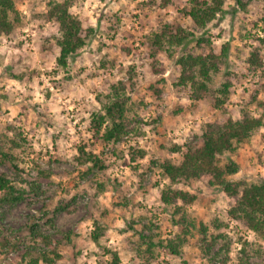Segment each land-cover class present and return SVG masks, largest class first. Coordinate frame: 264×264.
<instances>
[{"label": "rangeland", "instance_id": "374dc122", "mask_svg": "<svg viewBox=\"0 0 264 264\" xmlns=\"http://www.w3.org/2000/svg\"><path fill=\"white\" fill-rule=\"evenodd\" d=\"M47 1L16 0L24 26L13 38L0 36V94L6 96L0 97V132L6 131L10 125L27 139V148L20 156L23 179L36 176L35 170H31L34 163L42 169L48 168L51 174L40 180L41 190L45 193L38 197L26 196L24 201L14 205L0 204V218L5 227L18 230L15 236L23 237L27 235L25 224L31 216L40 215L43 202L68 201L73 213H59L53 217L58 228L54 240H58V250L63 255L58 264L108 263L109 256L88 239L92 216L101 217L106 225L102 242L118 251L122 262L126 263L131 253L128 243L130 232H123L125 219L148 211L149 215L155 216L163 238L177 232V227L169 222V209H165L158 198L161 184L156 185L155 182L160 180V174L151 161L166 157L179 162L186 144H199L196 135L202 124L218 123L227 115L235 119L244 110L256 116L260 113L252 97L257 100L264 98V46L262 71L254 74L243 63L245 55L240 52L238 32L244 26L252 32L259 30L260 36L264 35L260 31L261 22L258 23L260 28L252 29V23L259 22L261 4L251 1L245 10H241L234 0H225L223 11L206 28L217 52L221 43L227 42L229 46L221 73L213 77V85L217 86L226 72L231 74V93L224 105L225 113L214 109L211 100L192 101L186 90L172 85L177 75L174 58L183 52L182 48L175 49L171 56L166 52L159 53L158 64L163 69L160 73H153L149 59L144 57L143 36L156 28L159 22L178 21L187 28L191 27L189 18L180 12L185 0H175L173 5L164 9L157 3L138 4L147 0H84L81 6L78 3L72 6L71 12L81 19L83 26L93 28V32L86 45L69 58L66 74L55 66L58 49L42 48V37L57 32L55 24L34 16L45 8ZM113 13L120 17L115 33L107 28L110 24L106 19ZM123 48H130L129 53ZM103 57L115 60V65L108 69L100 68L99 60ZM132 64L135 85L127 90L131 106L129 115L144 122L155 119L159 122L153 125L155 127H144L142 135L130 134L105 147L94 138L89 125L91 112L99 106L96 94L106 90L112 82L126 80V72ZM12 73L31 75V78L19 82L11 78ZM149 84L161 90L160 98L148 89ZM79 144H85L87 150L99 154L106 169L83 176L81 172L84 169L78 168L73 160ZM173 144L179 145L181 150L169 153ZM128 146L145 151V156L135 162L139 165L137 174L144 173L143 180L128 165ZM121 151V157L111 154ZM228 160L236 162L239 167L230 179L264 181V126L235 152L220 156L219 164L223 165ZM0 170L12 175L5 166H0ZM96 182L102 183L104 190L94 198ZM206 182L207 178L201 177L180 185L198 195V200L187 208L189 214L205 222L218 216L227 223L223 230L233 240L229 252L232 261L240 244L246 241L252 244L253 250L261 248L260 256L252 252L253 261L264 264V239H258L242 223L226 217L228 197ZM43 222L44 219L40 222L42 230L49 232V227ZM68 231L72 234L70 243H66L63 236ZM160 260L154 264L207 263L201 255L197 233L189 237L179 256H170L161 250ZM0 264H21L20 253L0 251Z\"/></svg>", "mask_w": 264, "mask_h": 264}, {"label": "trees", "instance_id": "16d2710c", "mask_svg": "<svg viewBox=\"0 0 264 264\" xmlns=\"http://www.w3.org/2000/svg\"><path fill=\"white\" fill-rule=\"evenodd\" d=\"M83 1L48 0L45 8L34 15L44 22L57 26L56 34L42 37V48L58 49L55 66L64 74L68 73L71 55L86 45L93 32V28L83 26L81 19L71 12L72 6L77 3L81 6ZM251 1L261 4L259 22L252 23V29L260 28L258 23L261 22L260 31L264 33V0H234L241 10H245ZM174 2L175 0H147L138 4L157 3L159 8L164 9ZM224 2L225 0H185L180 12L189 18L190 28L178 21H161L156 28L145 34L141 41L146 50L144 57L149 59L153 73L163 71L158 64L159 53L166 52L171 56L175 49L182 48L183 52L174 58L177 75L172 85L186 90L188 98L192 101L211 100L212 107L221 112L226 111L224 105L231 93L232 82L229 77L231 74L226 72L223 81L217 86L213 85V77L221 73L222 65L227 61L229 46L227 42H223L217 52V46L213 44L206 28L217 14L223 11ZM119 18L118 13L106 18L110 24L109 27L106 24L107 28L114 33ZM21 26H24L23 18L16 0H0V36L13 38ZM241 29L238 32V39L241 42V50H239L245 55L243 60L245 68L254 74L261 72L264 35L260 36L259 30L252 32L244 26H241ZM123 49L127 53L130 51V48ZM114 65L115 60H107L104 57L99 60L100 68L108 69ZM126 74V80L112 82L106 90L96 94L95 99L99 106L91 112L89 125L94 138L103 146L120 141L130 134L142 135L144 127L159 122V119L144 122L129 115L131 106L127 90L135 85L133 64ZM10 76L19 82L31 78V75L23 73H12ZM262 88L264 92V82ZM148 89L152 90L157 98L161 97V90L154 85L149 84ZM0 97L6 96L0 94ZM252 101L260 108L257 116L244 110L238 118L233 119L227 115L218 123L202 124L196 135L199 144L197 146L186 144V150L181 153L179 162H173L166 157L151 161V165L155 166L160 174V180L155 182L156 185L161 184L158 198L165 209H169V222L177 227V232L172 236L162 237L155 216L149 215L148 211L135 218L125 219L123 232H130L128 243L131 256L126 263H123L119 252L102 242L107 228L101 217H91L92 228L88 239L103 254L109 256L107 264L158 263L161 261V250L170 256H179L189 237L195 233L198 234L199 249L202 257L207 261L206 264H258L253 261L252 252L260 256L261 248L253 250L252 244L246 241L240 244L235 253V260L232 261L229 252L233 240L223 230L227 227V223L218 216L210 218L208 222L192 217L187 208L198 200V195L180 186L206 177L208 186L217 187L228 197L226 217L242 223L253 231L258 239H264V181L232 180L229 177L238 171V164L232 160H228L223 165L219 164L220 156L227 152H235L254 132L264 126V98L257 100L253 96ZM26 144L27 139L13 126L9 125L6 131L0 132V166H5L12 173L9 175L0 170V204L14 205L24 201L26 196L38 197L39 194L45 193L41 190L40 180L50 176L51 171L48 168L42 169L34 163L31 170H35L36 176L30 179L21 177L23 168L20 166V156L27 148ZM76 150L77 154L73 156V160L78 168L84 169L81 172L83 176L106 169L107 166L100 155L93 150H87L85 144H79ZM180 150L179 145L173 144L168 151L173 153ZM111 154L121 157L123 152H111ZM126 154L131 170L143 180L144 173L137 174L139 165L135 162L145 156V151L128 146ZM103 190L104 185L96 182V192L92 196L97 198ZM69 206V202L65 200H57L54 204L43 202L40 215L31 216L29 222L25 224L27 235L23 237L15 236L18 230L5 227L0 218V251L19 252L21 264H58L63 255L58 250V240H54L58 228L53 222V217L59 213L72 214L73 210ZM43 219V223L50 229L49 232L42 230L40 222ZM63 236L65 242L70 243L71 232L68 231Z\"/></svg>", "mask_w": 264, "mask_h": 264}]
</instances>
